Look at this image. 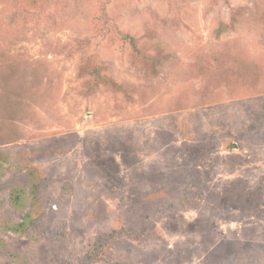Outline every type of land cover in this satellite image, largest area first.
<instances>
[{
  "label": "rangeland",
  "instance_id": "1",
  "mask_svg": "<svg viewBox=\"0 0 264 264\" xmlns=\"http://www.w3.org/2000/svg\"><path fill=\"white\" fill-rule=\"evenodd\" d=\"M0 264H264V0H0Z\"/></svg>",
  "mask_w": 264,
  "mask_h": 264
},
{
  "label": "trees",
  "instance_id": "2",
  "mask_svg": "<svg viewBox=\"0 0 264 264\" xmlns=\"http://www.w3.org/2000/svg\"><path fill=\"white\" fill-rule=\"evenodd\" d=\"M125 38H126V40L130 43V45H131L133 48H135V42H134L133 38L130 37V36H126ZM36 190H37V185L34 186V192H33L34 194H35ZM111 237H112V236H111ZM113 237H114V236H113ZM110 241H112V240H110ZM102 243L105 244V241H103ZM97 254H98V251H97L96 253H92V252H91L90 254L87 255V258H86V259H89V260L91 261V259L96 258ZM89 263H90V262H89Z\"/></svg>",
  "mask_w": 264,
  "mask_h": 264
},
{
  "label": "water",
  "instance_id": "3",
  "mask_svg": "<svg viewBox=\"0 0 264 264\" xmlns=\"http://www.w3.org/2000/svg\"><path fill=\"white\" fill-rule=\"evenodd\" d=\"M237 146H236V144H234V148H236Z\"/></svg>",
  "mask_w": 264,
  "mask_h": 264
}]
</instances>
